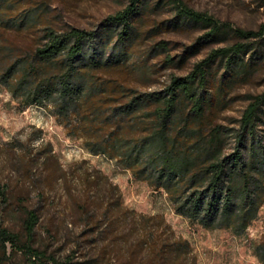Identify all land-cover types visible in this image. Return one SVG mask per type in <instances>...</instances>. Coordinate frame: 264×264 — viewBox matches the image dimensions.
I'll return each instance as SVG.
<instances>
[{
	"label": "trees",
	"instance_id": "trees-1",
	"mask_svg": "<svg viewBox=\"0 0 264 264\" xmlns=\"http://www.w3.org/2000/svg\"><path fill=\"white\" fill-rule=\"evenodd\" d=\"M30 1L0 0V83L12 97L23 108H48L90 152L115 159L134 178L164 190L176 211L190 220L206 228L245 231L264 204V91L250 96L237 127L214 124L208 117L216 101L212 70L216 61L227 59L235 77L252 48L248 40L264 39V23L258 29L234 26L175 0L179 16L209 28L208 40L234 31L247 41L212 50L188 74L172 76L163 89L140 90L128 76L146 74L145 65L130 58L143 0H131L95 29L56 27L45 22L44 8ZM159 48L167 49V42L160 41ZM227 133L235 139L230 152H225ZM0 195L7 198L1 182ZM38 221L37 212L27 210L25 227L31 236ZM0 242L5 249L11 242L31 259L46 256L5 227ZM183 248L168 239L152 251H159L162 263L174 264ZM257 253L264 262V242ZM49 260L45 264L72 261Z\"/></svg>",
	"mask_w": 264,
	"mask_h": 264
},
{
	"label": "rangeland",
	"instance_id": "rangeland-1",
	"mask_svg": "<svg viewBox=\"0 0 264 264\" xmlns=\"http://www.w3.org/2000/svg\"><path fill=\"white\" fill-rule=\"evenodd\" d=\"M143 1L130 58L143 63L146 74L128 76L140 90L163 89L172 76L188 74L212 50L247 41L234 31L208 40L209 28L179 16L177 1ZM130 2L32 0L31 5L43 7L45 22L56 27L95 29ZM183 2L234 26L258 29L264 23V0ZM160 41L167 42V49L159 48ZM248 41L252 48L235 77L227 59L216 61L212 70L216 101L208 117L229 129L239 125L250 96L264 91V39ZM183 55L185 61L177 63ZM234 140L226 134L225 152L233 149ZM0 182L7 187V198L0 195V228L46 251L45 257L31 259L11 242L6 249L0 242V264H45L50 257H71V264H151L153 257L154 264H164L159 251L152 250L168 239L184 247L174 264H264L257 253L264 242V204L243 232L206 228L178 213L164 190L134 178L115 159L90 152L48 108H23L1 83ZM30 209L39 215L33 236L25 227Z\"/></svg>",
	"mask_w": 264,
	"mask_h": 264
}]
</instances>
